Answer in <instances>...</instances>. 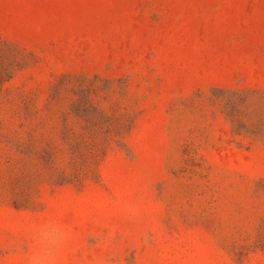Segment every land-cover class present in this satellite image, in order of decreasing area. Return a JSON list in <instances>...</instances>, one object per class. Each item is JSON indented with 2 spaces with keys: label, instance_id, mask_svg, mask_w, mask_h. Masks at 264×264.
<instances>
[{
  "label": "rangeland",
  "instance_id": "rangeland-1",
  "mask_svg": "<svg viewBox=\"0 0 264 264\" xmlns=\"http://www.w3.org/2000/svg\"><path fill=\"white\" fill-rule=\"evenodd\" d=\"M0 264H264V0H0Z\"/></svg>",
  "mask_w": 264,
  "mask_h": 264
}]
</instances>
